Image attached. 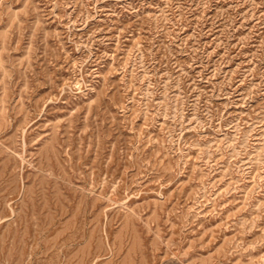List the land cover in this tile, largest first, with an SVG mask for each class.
<instances>
[{
	"label": "rangeland",
	"instance_id": "rangeland-1",
	"mask_svg": "<svg viewBox=\"0 0 264 264\" xmlns=\"http://www.w3.org/2000/svg\"><path fill=\"white\" fill-rule=\"evenodd\" d=\"M0 264H264V0H0Z\"/></svg>",
	"mask_w": 264,
	"mask_h": 264
}]
</instances>
